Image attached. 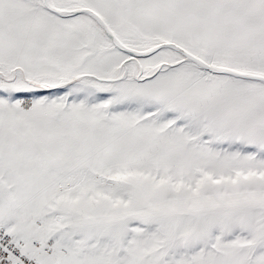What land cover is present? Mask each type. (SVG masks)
I'll use <instances>...</instances> for the list:
<instances>
[{"label": "snow or ice", "instance_id": "1", "mask_svg": "<svg viewBox=\"0 0 264 264\" xmlns=\"http://www.w3.org/2000/svg\"><path fill=\"white\" fill-rule=\"evenodd\" d=\"M0 264H264V0H0Z\"/></svg>", "mask_w": 264, "mask_h": 264}]
</instances>
